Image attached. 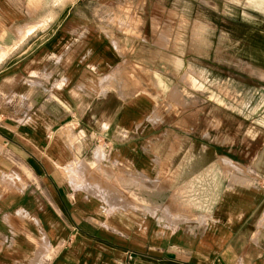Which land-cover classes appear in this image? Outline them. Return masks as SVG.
<instances>
[{
    "label": "crops",
    "instance_id": "1",
    "mask_svg": "<svg viewBox=\"0 0 264 264\" xmlns=\"http://www.w3.org/2000/svg\"><path fill=\"white\" fill-rule=\"evenodd\" d=\"M122 2L0 0V264H264V154L155 88Z\"/></svg>",
    "mask_w": 264,
    "mask_h": 264
},
{
    "label": "rangeland",
    "instance_id": "2",
    "mask_svg": "<svg viewBox=\"0 0 264 264\" xmlns=\"http://www.w3.org/2000/svg\"><path fill=\"white\" fill-rule=\"evenodd\" d=\"M100 4L108 3L91 1V12ZM33 6L27 19L33 18ZM121 10L120 17L99 19L138 40L136 58L153 52L155 88L177 100V84L168 89L157 83L181 74L185 104L200 97L202 120L218 122L212 132L219 141L234 142V152L248 146L264 154V0H123ZM34 28L33 22L25 24L19 38ZM141 72L146 70L139 65ZM254 163L264 169V161ZM150 196L162 199L154 191Z\"/></svg>",
    "mask_w": 264,
    "mask_h": 264
},
{
    "label": "bare ground",
    "instance_id": "3",
    "mask_svg": "<svg viewBox=\"0 0 264 264\" xmlns=\"http://www.w3.org/2000/svg\"><path fill=\"white\" fill-rule=\"evenodd\" d=\"M225 159H227V158H225ZM225 161V160H224ZM227 161V160H226ZM230 162V161H229ZM196 181V180H195ZM192 186V185H191Z\"/></svg>",
    "mask_w": 264,
    "mask_h": 264
}]
</instances>
